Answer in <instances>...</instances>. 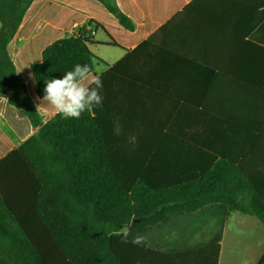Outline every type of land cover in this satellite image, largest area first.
<instances>
[{
    "label": "trees",
    "instance_id": "16d2710c",
    "mask_svg": "<svg viewBox=\"0 0 264 264\" xmlns=\"http://www.w3.org/2000/svg\"><path fill=\"white\" fill-rule=\"evenodd\" d=\"M33 1L0 0V96L12 92L4 115L25 139L12 148L0 133V264H199V252L202 264H218L221 233L182 252L131 241L210 205L264 226V91L230 75L235 60L228 72L190 74V62L146 41L99 75L101 107L79 119L46 112L42 121L33 99L45 80L77 63L90 64L94 77L95 56L83 28L50 43L34 37L13 59ZM256 5L264 18V0Z\"/></svg>",
    "mask_w": 264,
    "mask_h": 264
},
{
    "label": "crops",
    "instance_id": "0c3cea01",
    "mask_svg": "<svg viewBox=\"0 0 264 264\" xmlns=\"http://www.w3.org/2000/svg\"><path fill=\"white\" fill-rule=\"evenodd\" d=\"M124 17L121 21L109 12L101 0H34L26 20L13 39V59L34 37L50 43L71 37L81 29L91 32L94 54V72H105L138 44L151 42L172 61H188L190 74L215 70L228 72L230 62L235 64L230 75L264 91V18L257 0H110ZM131 25L132 28H128ZM239 45H242L241 47ZM103 48H109L105 51ZM205 63H204V62ZM202 62V63H201ZM201 65V66H198ZM99 67V73L96 72ZM12 92L0 96V133L19 147L25 139L10 126L4 115L5 105ZM36 100L33 103L36 108ZM44 121L46 112L40 113ZM35 127L30 135L38 131ZM4 139L0 137V150ZM231 212L216 205L205 206L194 213L172 216L166 222L145 229L137 236L153 250L187 251L208 244L218 233L222 234L218 264H227L226 246L228 219ZM6 215L0 211V221ZM0 222V249L5 235ZM264 253L260 242L245 255L239 264H256ZM202 264V253H196Z\"/></svg>",
    "mask_w": 264,
    "mask_h": 264
},
{
    "label": "clouds",
    "instance_id": "9594fccd",
    "mask_svg": "<svg viewBox=\"0 0 264 264\" xmlns=\"http://www.w3.org/2000/svg\"><path fill=\"white\" fill-rule=\"evenodd\" d=\"M92 72L90 64L77 63L61 77L45 80L43 96L36 103V112H51L53 116L67 120L79 119L85 111L101 107L104 100L101 94L103 81L99 75L90 77ZM115 234L121 235L120 232ZM128 235L127 231L123 232V242H128ZM131 242L142 244L144 238L136 236Z\"/></svg>",
    "mask_w": 264,
    "mask_h": 264
},
{
    "label": "rangeland",
    "instance_id": "374dc122",
    "mask_svg": "<svg viewBox=\"0 0 264 264\" xmlns=\"http://www.w3.org/2000/svg\"><path fill=\"white\" fill-rule=\"evenodd\" d=\"M103 49L107 52L111 50ZM98 68L96 67L97 73H99ZM218 207L226 211L224 208ZM225 239L226 246L230 251L226 256L227 264H239L244 261L245 255L255 247V242H260V249L264 248V226L257 217L234 211L231 212L228 219Z\"/></svg>",
    "mask_w": 264,
    "mask_h": 264
}]
</instances>
